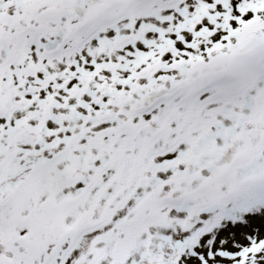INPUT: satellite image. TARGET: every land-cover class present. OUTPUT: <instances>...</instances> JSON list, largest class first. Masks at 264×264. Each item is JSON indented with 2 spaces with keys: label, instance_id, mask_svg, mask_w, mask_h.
I'll use <instances>...</instances> for the list:
<instances>
[{
  "label": "snow or ice",
  "instance_id": "obj_1",
  "mask_svg": "<svg viewBox=\"0 0 264 264\" xmlns=\"http://www.w3.org/2000/svg\"><path fill=\"white\" fill-rule=\"evenodd\" d=\"M0 264H264V0H0Z\"/></svg>",
  "mask_w": 264,
  "mask_h": 264
}]
</instances>
